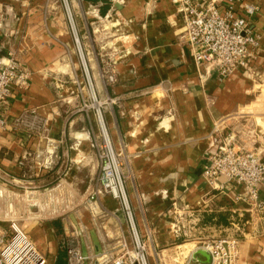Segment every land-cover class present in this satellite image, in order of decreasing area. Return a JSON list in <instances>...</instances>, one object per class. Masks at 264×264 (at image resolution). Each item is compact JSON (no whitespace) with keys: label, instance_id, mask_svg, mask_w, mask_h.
Segmentation results:
<instances>
[{"label":"crops","instance_id":"0c3cea01","mask_svg":"<svg viewBox=\"0 0 264 264\" xmlns=\"http://www.w3.org/2000/svg\"><path fill=\"white\" fill-rule=\"evenodd\" d=\"M67 1L83 59L63 0H0L2 52L14 53L32 73L28 88L13 87L4 109L8 123L0 130V166L9 181L0 180V224L15 221L33 241L40 240L49 264L55 263L58 239L69 238L74 229L81 233L83 254L101 249V225L85 202L98 177L90 139L100 140V129L94 108L79 110L83 99L95 95L113 146L124 156L126 189L137 228L150 239L151 264H157L155 250L172 240L173 202L200 219L206 213L208 224L199 221L202 235H238L240 264H264V212H250L233 200L237 191H211L202 177L219 119L239 131L240 144L264 151V134H253L262 131L256 117L239 116L253 100L251 80L241 71L220 79L214 69L202 80L172 0ZM217 2L220 12L233 6L240 15L244 4L258 5L251 26L261 33L264 0ZM256 65L264 75L262 56ZM111 99L115 102L108 103ZM28 111L46 119L42 134H28L15 123ZM260 198L264 201V184ZM100 204L125 226L114 199L106 196ZM230 213L241 221L227 220ZM220 214L229 224L217 223ZM105 226L115 230L113 222Z\"/></svg>","mask_w":264,"mask_h":264},{"label":"built area","instance_id":"2783aa9c","mask_svg":"<svg viewBox=\"0 0 264 264\" xmlns=\"http://www.w3.org/2000/svg\"><path fill=\"white\" fill-rule=\"evenodd\" d=\"M72 24L75 42L83 59L81 41L67 0H63ZM177 13L183 19L182 38L188 44L195 64L202 69L201 78L206 79L215 70L220 79L241 71L252 82L251 105L240 117H256L264 134V75L257 70L256 61L264 58V26L261 33L253 30L252 18L258 13L256 4H244V14H237L233 6L220 12L217 0H172ZM98 19H102L96 13ZM0 47V130L6 129L5 106L12 96L13 87L26 89L30 85L31 71L14 55L3 53ZM2 52V53H1ZM85 65V61L83 60ZM86 78L90 83L88 70ZM114 81L113 74L108 75ZM108 102V101H106ZM115 102L111 99L108 103ZM95 109L101 139H90L98 160V177L88 191L85 201L95 220L101 225L103 246L92 254H83L80 248V232L73 230L67 238L68 264H151L150 239L142 238L126 189L124 156L117 152L108 133L103 115L102 102L94 95L82 101L79 110ZM28 134L41 133L46 129V119L34 111L24 112L15 119ZM251 132V130H249ZM42 134V133H41ZM206 152L202 177L211 191L230 193L237 191L233 200L244 202L250 212H264L260 198L264 184V151L248 149L239 143V131L226 124V118L216 121ZM90 138V137H88ZM78 142L74 147H78ZM50 155L55 149L51 145ZM26 158V156H25ZM24 164L23 161H20ZM49 163L43 166L47 167ZM0 166V180L8 182ZM224 179V180H223ZM13 180V179H11ZM110 196L118 204L125 226L109 211L103 210L101 199ZM102 207V208H101ZM170 233L172 240L166 247L155 250L157 264H240V238L235 233H218L204 236L199 231V213L177 202L171 207ZM112 215V216H111ZM105 222H113L115 230L109 232ZM235 229H241L235 223ZM199 251L207 254V260ZM0 264H49L47 255L41 251L29 235L15 222L0 224Z\"/></svg>","mask_w":264,"mask_h":264},{"label":"trees","instance_id":"16d2710c","mask_svg":"<svg viewBox=\"0 0 264 264\" xmlns=\"http://www.w3.org/2000/svg\"><path fill=\"white\" fill-rule=\"evenodd\" d=\"M86 1H90V2H95L96 3L99 0H86ZM101 1H106V3L109 2L108 0H101ZM205 214H206L205 212L202 213V217L200 219V225L201 224L204 225L205 223L208 224V221L210 220ZM224 215L220 214L219 216H217V219H216L217 223H220L221 221L222 222L225 221L224 222L225 224H229V221L226 222V219H224V217L226 216V215L225 216ZM228 216H229V214H228ZM232 216H235V218L234 217L231 218ZM227 220H230V221L235 220V221H238V222L241 221L240 219L238 220L237 214L235 215V214H232V213H230V216L228 217ZM67 242H68V240L66 238H64V237L60 238L59 249H58V253H57L56 260H55L54 264H68Z\"/></svg>","mask_w":264,"mask_h":264},{"label":"rangeland","instance_id":"374dc122","mask_svg":"<svg viewBox=\"0 0 264 264\" xmlns=\"http://www.w3.org/2000/svg\"><path fill=\"white\" fill-rule=\"evenodd\" d=\"M76 43V42H75ZM35 240V239H34ZM60 240V238L58 239V241ZM36 241V242H35ZM34 243H36V245L38 246V248L43 251L45 250V247L42 245L41 241L40 240H35ZM48 242V245H49V240L46 241V243ZM55 242V241H54ZM58 243V242H57ZM45 245V244H44ZM54 245V244H53ZM55 246V245H54Z\"/></svg>","mask_w":264,"mask_h":264},{"label":"water","instance_id":"95a60500","mask_svg":"<svg viewBox=\"0 0 264 264\" xmlns=\"http://www.w3.org/2000/svg\"><path fill=\"white\" fill-rule=\"evenodd\" d=\"M200 254L204 255L205 257H208L207 254L203 251H199Z\"/></svg>","mask_w":264,"mask_h":264}]
</instances>
